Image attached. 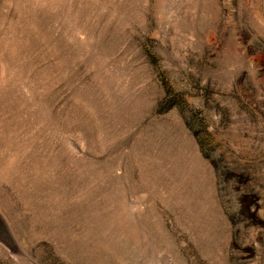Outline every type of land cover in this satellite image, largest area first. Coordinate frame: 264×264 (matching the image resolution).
<instances>
[{"label": "rangeland", "instance_id": "obj_1", "mask_svg": "<svg viewBox=\"0 0 264 264\" xmlns=\"http://www.w3.org/2000/svg\"><path fill=\"white\" fill-rule=\"evenodd\" d=\"M0 264H264V0H0Z\"/></svg>", "mask_w": 264, "mask_h": 264}]
</instances>
